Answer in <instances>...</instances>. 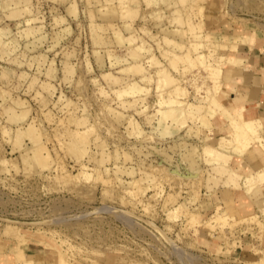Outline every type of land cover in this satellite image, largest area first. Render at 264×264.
Wrapping results in <instances>:
<instances>
[{"label":"rangeland","instance_id":"rangeland-1","mask_svg":"<svg viewBox=\"0 0 264 264\" xmlns=\"http://www.w3.org/2000/svg\"><path fill=\"white\" fill-rule=\"evenodd\" d=\"M242 39L264 0H0V264H264L218 196L264 154L219 93Z\"/></svg>","mask_w":264,"mask_h":264},{"label":"crops","instance_id":"crops-1","mask_svg":"<svg viewBox=\"0 0 264 264\" xmlns=\"http://www.w3.org/2000/svg\"><path fill=\"white\" fill-rule=\"evenodd\" d=\"M218 27L216 32L220 36L232 37L235 35L232 33V25L230 24H220ZM245 34L248 33L237 32L236 35L243 37ZM244 41H241L237 48L231 46L226 48L220 75L221 102L230 110H239L243 118H261L264 122V42L259 40L249 45V42ZM225 126L226 122L221 116L218 122L215 121L213 130L221 136L225 133L226 129L223 128ZM241 157L251 167L256 168L264 164V154L254 147L250 149L249 153ZM224 194L220 189L218 195L220 204L229 215L237 220L257 215L264 223V212H262L264 208V184L258 185L256 189H245L244 202L242 203L238 199L237 189L233 191L229 189ZM251 224L256 223L240 224L241 227L236 229L238 233L235 234V240L240 241V238L242 243H237L232 248L236 255L249 259L258 256V253L264 250V232L259 235V226ZM216 232L213 238L217 236Z\"/></svg>","mask_w":264,"mask_h":264},{"label":"bare ground","instance_id":"bare-ground-1","mask_svg":"<svg viewBox=\"0 0 264 264\" xmlns=\"http://www.w3.org/2000/svg\"><path fill=\"white\" fill-rule=\"evenodd\" d=\"M162 72H163V70H162ZM216 81H218V80H216ZM218 83H217V86H218ZM220 84H219V86H220ZM227 110H229V109H227ZM236 111L234 110L233 113H236ZM239 112L240 111H238L237 113H239ZM230 114H232V113H230ZM232 116H233V114H232ZM250 120L249 119H245L244 120L245 123L244 124L241 123L239 129L236 131L237 140L238 141H242L241 139L244 138V139L248 140L252 144L255 142V143L258 144V146L261 149L264 150V140L260 138L261 136H259L260 134L258 133V130L256 132V127L257 126L254 125L255 123L253 122V120H251L253 123H251ZM237 148L238 147H235L234 149L236 150ZM249 151L250 150L248 149L246 153H249ZM224 155H227V154H224ZM224 157H226V156H224ZM232 157L233 158H231L232 159L231 162H234L235 165L238 164L242 169H244V171H246V174L248 175V178H247V185L249 186V188L247 186L248 190H252L255 186L264 184V164L261 165V167H259L258 169L255 170V169H253V167L248 166L245 162H244V164H242L243 161L240 160L239 157H237L235 155H232ZM223 159L225 160L226 158H223Z\"/></svg>","mask_w":264,"mask_h":264}]
</instances>
